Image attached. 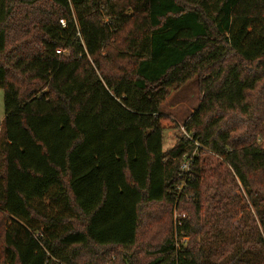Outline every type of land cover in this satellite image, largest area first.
I'll use <instances>...</instances> for the list:
<instances>
[{
    "label": "trees",
    "instance_id": "obj_1",
    "mask_svg": "<svg viewBox=\"0 0 264 264\" xmlns=\"http://www.w3.org/2000/svg\"><path fill=\"white\" fill-rule=\"evenodd\" d=\"M198 76L165 151L161 106ZM263 81L264 0H0V264H207L206 150L260 228L223 264H264ZM214 173L212 204L230 189Z\"/></svg>",
    "mask_w": 264,
    "mask_h": 264
},
{
    "label": "rangeland",
    "instance_id": "obj_2",
    "mask_svg": "<svg viewBox=\"0 0 264 264\" xmlns=\"http://www.w3.org/2000/svg\"><path fill=\"white\" fill-rule=\"evenodd\" d=\"M130 13L131 10H128L127 15H130ZM202 82L203 80L198 76L180 87H173L165 102L162 104L161 112L175 121V124L178 126L177 130L164 132L163 149L165 151L174 148L177 145L179 137H187L184 125L191 119V116L196 112L203 100ZM254 99H256V106H264V81L260 86L259 94H256ZM215 113H219V110L212 112V114ZM233 116L231 115L229 119ZM4 117V91L0 90V132ZM194 155L199 156L200 152L198 150L194 151L192 156L194 157ZM201 156L202 161L205 162L206 172L203 192L210 227L208 228L206 237L202 242L198 240V243L204 247L207 254L211 253L209 255L210 258L206 260L207 264H223L225 263L224 261H227L241 249V241L256 239L257 230H260V228L256 222L254 212L248 207L242 187L238 181H233L231 177L233 172L231 168L223 164L221 159L207 150ZM219 164L221 166L224 184L230 186V189L224 191L221 201L217 200L212 204L213 198L219 192L217 178L214 173ZM184 186L185 182L181 184L179 190H182ZM209 204H211L212 208H207ZM166 216V214L161 215L162 218H166ZM189 219H192L189 213L181 210H173L172 220L174 225L179 223L183 226V221L186 222ZM162 237H165L163 232H161V237L158 240ZM148 239L149 236L147 233L145 237L141 236L142 241H147ZM182 242L191 248V240L189 237L182 239ZM262 255L264 259V254ZM101 258L100 264H119L120 256L115 251L109 257L101 254Z\"/></svg>",
    "mask_w": 264,
    "mask_h": 264
},
{
    "label": "built area",
    "instance_id": "obj_3",
    "mask_svg": "<svg viewBox=\"0 0 264 264\" xmlns=\"http://www.w3.org/2000/svg\"><path fill=\"white\" fill-rule=\"evenodd\" d=\"M62 25L65 26V23L63 21H61ZM58 53H61L58 51ZM187 135V133H186ZM193 158V156H192ZM192 158H186L184 163L182 164L181 166V174L185 175L189 172V168H190V165H191V162H192Z\"/></svg>",
    "mask_w": 264,
    "mask_h": 264
}]
</instances>
